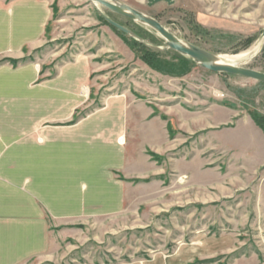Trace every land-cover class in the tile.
I'll list each match as a JSON object with an SVG mask.
<instances>
[{
    "label": "rangeland",
    "instance_id": "1",
    "mask_svg": "<svg viewBox=\"0 0 264 264\" xmlns=\"http://www.w3.org/2000/svg\"><path fill=\"white\" fill-rule=\"evenodd\" d=\"M119 1L217 55L264 42V0ZM240 65L264 72V52ZM253 113L264 82L208 70L145 24L88 0H0V261L264 264ZM116 116L120 137L103 122Z\"/></svg>",
    "mask_w": 264,
    "mask_h": 264
},
{
    "label": "water",
    "instance_id": "2",
    "mask_svg": "<svg viewBox=\"0 0 264 264\" xmlns=\"http://www.w3.org/2000/svg\"><path fill=\"white\" fill-rule=\"evenodd\" d=\"M88 1H90L94 5L97 4L102 5L103 7H105L106 9L112 12L121 14L128 18H131L134 21H138L142 24L151 27L163 37L166 48L175 50L185 56L192 58L196 63H198L200 66L208 70L217 73H227V74L244 76L247 78L258 80L260 82H264L263 71L252 69L242 65L221 62L219 55L211 51H208L198 45L180 39L166 26H164L159 20L130 6L127 3L121 2L119 0H88ZM162 1H166L169 4L174 3V0H148L149 5H154ZM102 15L104 16L105 20L112 26L116 27L125 34L132 36L133 38L139 40L140 42L146 44L143 37L137 34L136 32H134L132 29L110 18L103 12ZM151 47L157 50L162 49L161 47L154 45H151ZM263 52H264V42L260 50L254 56L251 57V60H255Z\"/></svg>",
    "mask_w": 264,
    "mask_h": 264
},
{
    "label": "crops",
    "instance_id": "3",
    "mask_svg": "<svg viewBox=\"0 0 264 264\" xmlns=\"http://www.w3.org/2000/svg\"><path fill=\"white\" fill-rule=\"evenodd\" d=\"M173 109H175V111H179L180 113H181V110H180V108L178 107H173ZM169 113H171V112H169ZM182 113H184V112H182ZM170 119V121L171 120H173L171 117H169ZM103 122L106 124L105 125V128L106 129H108V130H110V132H113L114 131V133L116 134V135H118L119 137L120 136H122V134L124 133V131H127V128H125V123H124V121H123V119H122V117H119V116H116L115 118H114V120L113 119H110V118H107V117H104V120H103ZM158 123H159V120L157 121V120H153V123L151 124V129H153V130H150V132H146L147 133V137H151V134H152V132L154 131V130H156V127L155 126H158L159 127V125H158ZM168 121H166V124H165V132H163V136H164V148L167 150V149H169V148H171L172 147V144H173V142H172V139H171V133H170V130H168ZM116 135H114V136H116ZM152 136L154 137L155 135H153L152 134ZM175 137H177V139L179 140V142H180V144H181V138L180 137H178V135H175ZM123 137L120 139V141H121V143H123ZM183 141V140H182ZM178 142V143H179ZM179 144V145H180ZM115 148L117 147V146H114ZM119 153H121V148L119 149ZM122 166H123V164L122 163H120V164H117L116 166H114V167H109V170H113L115 173L117 172V173H119V172H121L122 173ZM116 185V187H118V190L120 191V193H121V196L123 197V193H124V183H122V181L121 182H118V184H115ZM4 257H6L5 256V254H4ZM0 264H5L4 263V260H2V262L0 261Z\"/></svg>",
    "mask_w": 264,
    "mask_h": 264
},
{
    "label": "bare ground",
    "instance_id": "4",
    "mask_svg": "<svg viewBox=\"0 0 264 264\" xmlns=\"http://www.w3.org/2000/svg\"><path fill=\"white\" fill-rule=\"evenodd\" d=\"M97 5H99V4H97ZM263 40H264V38H263ZM261 46L255 45L252 48H250L246 51L240 52L238 54H221V55H219L220 61L224 62V63H231V64L240 65L241 63H244L246 60L251 58L259 50V47L261 48Z\"/></svg>",
    "mask_w": 264,
    "mask_h": 264
},
{
    "label": "trees",
    "instance_id": "5",
    "mask_svg": "<svg viewBox=\"0 0 264 264\" xmlns=\"http://www.w3.org/2000/svg\"><path fill=\"white\" fill-rule=\"evenodd\" d=\"M153 53H156V52L155 51H153L152 53L151 52H147L144 57H149V58L150 57L151 58L155 57L156 58V56ZM182 67H184V66H182ZM252 115H253V118H254L256 124L258 126H260L262 128V130L264 131V116H260L259 114H256V113H253Z\"/></svg>",
    "mask_w": 264,
    "mask_h": 264
}]
</instances>
